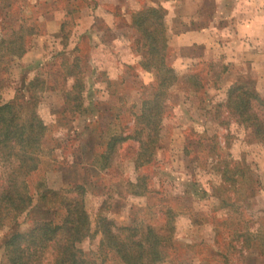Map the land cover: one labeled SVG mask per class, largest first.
<instances>
[{"label":"trees","instance_id":"16d2710c","mask_svg":"<svg viewBox=\"0 0 264 264\" xmlns=\"http://www.w3.org/2000/svg\"><path fill=\"white\" fill-rule=\"evenodd\" d=\"M13 1L15 5H7L9 13L0 11V18L4 15L0 20V74L5 73L10 63L31 49L32 36L42 33L43 28L39 17L29 12L25 14L32 0H28L26 7L18 3L19 0ZM57 1L60 0H36L32 8H38L36 14H39L42 5L56 4ZM8 18V21H4ZM130 18V27L140 36L135 47L141 55L139 63L144 70L155 75L152 96L143 99L139 112L134 110V118L129 121L134 123L133 132H126L128 127L115 130L106 136L108 141L98 142L97 147L91 146L87 151L81 152L84 147L78 145L79 151L71 152L72 160L69 153L60 160H43V140L48 126L38 111L42 94L57 88L58 83L63 87L64 81L70 78L72 85L64 96V112L75 120L82 117L88 108L84 101L87 61H83L79 44L73 47L72 58L66 56L70 45L71 21L68 19L62 22L60 32L56 35L63 48L51 56V61L46 62L50 64L48 70L45 71L40 64L34 77L22 82L14 96L7 100L3 98L0 82V247L9 264H100L80 246L92 235V221L85 199L92 181L87 173L91 168L98 172L113 168L121 149L130 140L139 144L132 157L135 171L148 165L155 166L157 151L164 145L162 119L165 104L171 89L182 81L183 89L199 94L203 104L211 102L212 90L223 92L224 96L214 103L216 113L220 115V112H226L228 117L250 129L253 139L264 144V95L260 93L254 78L240 73L236 80L227 82L223 75L228 67L219 63L205 64L201 69L196 64L180 76L168 62L173 54L171 35L161 10L144 8L133 12ZM92 120V125L85 129L90 126L100 128L98 119ZM197 137L191 145L193 150L200 149V156L195 157L201 162L202 152L205 155L207 152L204 167L210 165L212 157L217 158L212 169L220 175L221 180L213 191L224 194V197L219 196L221 207L231 208L230 215H227L229 218L213 223L216 233H222L227 240L223 262L231 264V255L227 254L231 248V252L238 249L242 263L256 264L258 254L264 255V210H260L258 218L254 217L256 198L261 191L259 179L245 159H219L221 154L215 158L210 154L212 149L227 147L219 145L217 135L211 138L216 139L213 142L202 134ZM93 149L97 150L93 153L95 163L90 164L85 157ZM41 169H46V173L42 172L31 187L29 178ZM50 172L59 174L61 181L49 183ZM150 180L145 172L138 173L136 181L126 180V185L130 193L153 195ZM158 194L163 196L164 190L160 189ZM162 199L166 202V197ZM36 209L51 210L53 216L50 219H36L33 217ZM139 211H143L142 215L154 217L164 215V222L155 225L144 217L139 222L134 219L129 224L120 225L100 212L96 223V231L101 234L100 245H105L122 264H180L176 259L177 250L174 249L178 206L167 202L147 204L135 213ZM193 223L198 224L196 221ZM255 223L258 225L252 229Z\"/></svg>","mask_w":264,"mask_h":264},{"label":"rangeland","instance_id":"374dc122","mask_svg":"<svg viewBox=\"0 0 264 264\" xmlns=\"http://www.w3.org/2000/svg\"><path fill=\"white\" fill-rule=\"evenodd\" d=\"M32 1L34 3L36 0ZM13 3V0H0V11L9 13V4ZM18 3L26 7L28 0H19ZM33 3L29 1L25 14L33 13L40 18L42 33L33 35L31 49L21 58L10 63L5 73L0 74L3 98L6 100L12 98L22 82L34 77L40 69V64L45 71L48 70L50 64L46 62L51 61V56L63 48L61 45L58 48L53 44L55 41L53 36L59 34L61 28L58 18L53 17L57 14L61 15L55 12L60 7L71 9L67 16L71 22L70 45L66 56L72 58L74 56L72 49L79 44L83 61H87V87L84 90V101L88 108L82 117L74 120L73 116L64 112V96L72 85V79L68 78L64 81L63 87L58 83L57 88L41 96L38 111L48 126L43 140V160L49 161L51 158L60 160L63 155L68 153L71 155V152L79 151L78 148L82 145L85 149L82 148L81 152L87 151L91 146L97 147L98 142L108 141L109 138L107 139L106 136L115 130L120 131L128 127L125 131L133 132L134 123L129 121L134 118L133 112H139L143 99L152 96L155 75L143 71L138 64L141 55L135 47L140 36L130 27L131 18L128 17V13L105 0H60L56 4L42 5L41 11L36 14L39 10L32 8ZM107 10L115 14L113 25L117 29L116 32L110 30L101 14ZM3 17L4 15L1 16ZM8 20L9 18L4 21ZM1 31L0 25V36ZM114 36H118L119 42L113 41L116 39ZM185 51L189 56L193 53L190 48ZM172 64L180 76L195 66L186 61L177 63V60ZM198 68H203V65H198ZM183 82L171 89L166 101V110L162 119L164 145L157 151L155 166L148 165L144 169L135 171L132 157L135 156L139 144L130 140L121 149L113 168L102 169L101 172L91 168L87 173L89 180L92 181L85 197L86 209L92 221V235L80 246L90 252L100 264H122L105 245H100L101 234L96 231L100 212L120 225L129 224L130 220L134 219L139 222L144 217L151 220L152 224L162 225L164 215L154 217L148 214L142 215L143 211H139L138 214L135 211L145 208L147 204L157 205L166 202L178 206L179 210L175 218L174 249L177 250L175 253L177 261L180 264H224L223 254L227 240L222 233H216L213 223L229 218L227 215H230L231 208L221 207L219 196L224 197V194L213 191L221 180L220 175L212 169L217 158L212 157L207 167H204L207 152L206 155L202 152L201 162L196 159L200 149L193 150L194 147L191 145L194 144L193 140L198 139V134H202L212 142L216 139L211 138L217 135L219 145L227 146L225 149H212L210 154L214 158L221 154L219 159H245L250 164L261 185V191L256 198L254 217L258 218V213L264 208V144L253 139L250 129L234 118L228 117L226 112H220V115L216 113L213 106L224 96L223 92L212 90L211 102L203 104L199 94L183 89ZM258 89L260 93H264V87L259 84ZM92 119H98L100 128L90 126L85 129L92 125L90 123ZM95 152L97 150L93 149L90 155L85 157L90 164L95 163L93 160ZM70 159H73V155ZM42 172L46 173V169H41L29 178L31 187L35 185ZM143 172L151 179L153 195L130 193L126 185V180L135 182L138 173ZM48 176L51 184L61 181L59 174L50 172ZM160 189L164 190L163 196L158 194ZM162 197H166V202L160 200ZM52 216L53 211L48 209H36L33 213L36 219H50ZM194 221L198 224H194ZM257 225L258 223L253 224L252 229ZM231 250L229 248L227 251V254L231 255V264H244L238 255V249H234L233 252ZM0 264H9L2 247H0Z\"/></svg>","mask_w":264,"mask_h":264},{"label":"crops","instance_id":"0c3cea01","mask_svg":"<svg viewBox=\"0 0 264 264\" xmlns=\"http://www.w3.org/2000/svg\"><path fill=\"white\" fill-rule=\"evenodd\" d=\"M105 1L120 7L129 18L133 12L144 8L160 9L171 35L173 54L168 59L169 63L177 60V63L186 61L192 65L225 64L228 68L223 76L227 82L236 80L237 75L243 73L264 87V0ZM55 12L61 13L53 17L58 18L61 25L67 19L68 8L60 7ZM101 14L110 30L116 32L113 11ZM57 38L53 36V44L59 48L61 44ZM114 38L113 41L119 42L118 36ZM188 48L193 49L190 56L185 51ZM261 94L264 95L263 92ZM258 255L256 264H264V255Z\"/></svg>","mask_w":264,"mask_h":264}]
</instances>
